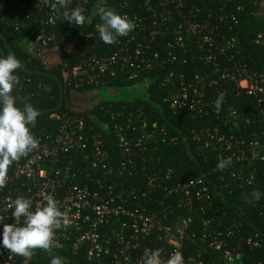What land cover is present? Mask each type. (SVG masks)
<instances>
[{
  "label": "built area",
  "instance_id": "1",
  "mask_svg": "<svg viewBox=\"0 0 264 264\" xmlns=\"http://www.w3.org/2000/svg\"><path fill=\"white\" fill-rule=\"evenodd\" d=\"M33 1L42 11V29L30 45L41 48L57 43L54 30L59 22L71 29L78 27L65 21V13L70 15L79 7L85 21L92 22L104 0H70L66 8L57 5L55 12L41 0ZM112 9L127 15L136 24L134 31L117 37L111 52L97 53L94 49L101 41L97 25L102 21L93 22L83 38L85 49L79 63H61L64 84L75 90L105 89L119 72L124 73L122 80L138 83L133 92L127 91L134 95L149 85L151 78L146 73L168 70L161 87L167 89L164 102L174 112L184 111L191 118L210 116L216 100L208 93L216 86L226 107L217 114L215 125L193 130L184 139L165 127L150 129L141 107L116 111L101 106L103 122L94 114L52 113L59 122L57 131L30 127L39 147L8 169L7 184L0 189V216L4 218L0 233L3 223H15L9 204L16 198L29 199L30 210L35 211L52 195L68 224L55 231L57 246L51 254L37 249L28 264H50L55 256L64 264H143L146 248L160 249L161 260L166 261L176 250L183 254L187 241L215 250L233 241L221 264H241L244 248H264V233L245 234L242 221L230 220L224 206L235 191L250 188L252 195L253 189L264 183L259 167L264 162V143L256 132L249 134V141L237 130L240 122H264V73L243 62L234 28L239 23L236 12L243 6L234 10L223 3L203 9L188 6V0H118ZM227 27L236 33L227 36ZM0 58H6L1 48ZM181 65L189 67L176 68ZM221 83L235 85L238 95L253 97L258 113L239 117L237 109L228 106ZM110 135L119 150L117 169L107 148ZM167 145L178 151L173 160L179 164L213 162L211 170L184 182L172 180L173 169L157 168L152 159L153 151ZM227 157H232V164L219 170L218 162ZM259 193L263 199L264 190ZM242 196L248 199L246 194ZM260 206L264 208V204ZM23 222L22 217L21 226ZM206 249L183 254L184 264H202ZM0 264H24V258L0 247ZM254 264H264V260Z\"/></svg>",
  "mask_w": 264,
  "mask_h": 264
},
{
  "label": "trees",
  "instance_id": "2",
  "mask_svg": "<svg viewBox=\"0 0 264 264\" xmlns=\"http://www.w3.org/2000/svg\"><path fill=\"white\" fill-rule=\"evenodd\" d=\"M105 1V0H104ZM102 1L99 8L105 7L112 9L117 4L118 0ZM146 1V0H137ZM154 2L155 0H151ZM227 3V8L234 9L241 5L243 9L237 11L236 15L239 18V23L234 26L237 34L240 38L239 54L242 57L248 67L260 74L264 73V0H188V6L195 5L203 9H209L218 7L219 5ZM98 8V10H99ZM42 11L39 9L36 1L33 0H1L0 1V29L12 45L20 61L28 68L33 70H40L44 72H50L58 74L61 78L60 66L62 62H68L70 66H75L79 63L82 50L84 46V36L87 31L93 25V22L101 21L97 13L96 18L92 19V22L85 21L84 25L75 29H71L67 23L57 24V29L54 30L57 37V43L51 42L48 46L37 48L35 52L30 51V41L40 32L42 29L41 24ZM229 26V25H228ZM51 28V26H49ZM227 36H230L236 31H229L227 27ZM0 48L7 55H9L3 40L0 37ZM113 44H105L102 40L95 47L94 51L97 53L111 52ZM46 51H53L56 54V59L52 60L47 55ZM190 57V56H189ZM193 59L190 57V61ZM194 68L198 65L194 60ZM188 65L177 66L176 68L186 70ZM168 70L153 71L146 73L151 78L148 86L143 88L142 93H136L134 95H126L124 97L117 98L116 96H110L107 98H101L97 100L90 108L76 109L73 106L74 92L86 93L96 89L86 88L75 90L66 84L65 86V101L63 108L58 113L63 112H80L83 115L94 114L98 121L103 122L105 114L101 111V106H104L111 110H122L127 107L125 111L135 110L141 107L150 129H160L165 127L171 133L179 136L180 139L189 137L193 130L204 128L217 123V113L215 110L211 112V115L204 118H191L186 112H174L164 102L165 96L168 94L167 89L161 87V81L167 75ZM20 78V84L14 87L12 95L16 98V106L22 107L25 103H31L33 107H39L44 109H51L57 107L59 103V83L57 80L46 75H34L23 71L21 68L15 73ZM124 73H119L114 76L107 84L105 89L128 91L137 86L138 83L134 81L122 80ZM223 89L226 92L225 98L227 104L234 106L237 109V115H248L250 113H258L256 100L242 93L237 94L235 85L228 83H221ZM219 86L209 89L208 96L211 99H217L219 97ZM98 90V88H97ZM114 94V93H109ZM118 95V93H115ZM120 95V94H119ZM22 97V98H20ZM2 107V106H0ZM226 105H222L221 111H224ZM220 111V112H221ZM40 115L37 118V122L34 126L36 129L43 130L45 132H56L59 122L51 117L49 113L39 112ZM104 116V118H103ZM95 120V119H94ZM153 126H156L154 128ZM32 127V126H30ZM101 129V126L99 127ZM248 136L251 132H256L257 138L264 143V122H252L243 123L240 122L239 129ZM249 141L247 143H249ZM107 148L111 154L113 166L118 168L119 150L115 144L114 138L110 135L107 140ZM178 151L171 146H161L159 149L152 152L153 163L156 167L172 168V180L177 182H184L187 179L207 174L211 170L213 162L207 164H191L183 166L173 160V157L178 156ZM264 179V162L259 164ZM213 174H210L212 177ZM132 184H140L139 181L131 180ZM257 190H264V183H260L255 187ZM252 189L235 191L232 196L229 197L230 202L225 203V209L228 213L230 220L240 219L243 223V229L245 234L254 231H261L264 233V213L261 214V210L264 212V208L260 206L264 204V198L258 201L251 195ZM243 194L248 196V199H243ZM257 205V206H256ZM199 231L197 226L194 228ZM233 241L229 242L224 248L215 250L208 248L200 243L196 244L191 241H187L183 248L184 256L197 253L199 250L206 249L205 254L202 255V264H221L222 255L225 249L233 246ZM244 256L241 264H254L258 260H264V248L261 249H243Z\"/></svg>",
  "mask_w": 264,
  "mask_h": 264
},
{
  "label": "clouds",
  "instance_id": "3",
  "mask_svg": "<svg viewBox=\"0 0 264 264\" xmlns=\"http://www.w3.org/2000/svg\"><path fill=\"white\" fill-rule=\"evenodd\" d=\"M53 12L57 5L67 7L70 0H41ZM98 15L102 24L97 25L100 39L108 45L117 43V37H126L134 31L136 24L127 17L120 15L113 9L101 7ZM86 17L81 8H75L71 14L65 13V21L70 25H84ZM54 23V19H50ZM21 63L12 54L6 58H0V189L7 184V173L13 162L19 161L30 151L39 147L37 140L31 133L30 126L34 127L40 115L31 103H25L23 110L16 106V98L12 95L14 87L20 84V78L15 73L20 69ZM223 96H219L214 104L217 114L221 111ZM232 157L221 159L217 168L224 170L232 164ZM252 196L258 201L259 190L253 189ZM46 204L37 206L35 211L30 210L32 203L29 199L18 197L9 204L13 209L12 217L15 223H3L2 239L0 247L7 250L10 255H18L24 258V264L28 261L37 249L45 250L49 254L55 244V231L68 224L65 213L58 207V201L52 195L45 197ZM24 218L21 226L20 220ZM0 216V221H3ZM50 264H64L60 256L51 257ZM143 264H184V257L180 250L174 251L166 261L161 260L160 249H145Z\"/></svg>",
  "mask_w": 264,
  "mask_h": 264
},
{
  "label": "rangeland",
  "instance_id": "4",
  "mask_svg": "<svg viewBox=\"0 0 264 264\" xmlns=\"http://www.w3.org/2000/svg\"><path fill=\"white\" fill-rule=\"evenodd\" d=\"M38 47L36 45L31 44L29 46L30 51L35 52ZM47 55H49V58L52 60L56 59V54L53 51H46ZM133 92V90H131ZM114 93V94H109V93ZM115 93H118L115 94ZM127 94H125L124 91L121 90H111L109 88L106 89H98V90H93L90 92L86 93H79V92H74V100H73V106L76 109H87L90 108L97 100L101 98H107L110 96H116L117 98L119 97H124L126 95H129L128 92L126 91ZM120 94V95H119ZM131 96V94H130ZM22 98V97H20Z\"/></svg>",
  "mask_w": 264,
  "mask_h": 264
},
{
  "label": "water",
  "instance_id": "5",
  "mask_svg": "<svg viewBox=\"0 0 264 264\" xmlns=\"http://www.w3.org/2000/svg\"><path fill=\"white\" fill-rule=\"evenodd\" d=\"M1 1V0H0ZM0 37L1 39L3 40L4 44H5V47L8 51L9 54H12L16 57L17 60L20 61V59L18 58L16 52L14 51L12 45L9 43L8 39L6 38V36L4 35V33L2 32V30L0 29ZM21 69L29 74H34V75H46V76H50L52 77L53 79L57 80L58 83H59V94H60V97H59V103L57 105V107L55 108H51V109H44V108H39V107H34L36 110H38L39 112H43V113H55V112H58L60 111L63 106H64V101H65V86H64V83H63V80L62 78L58 75V74H54V73H50V72H44V71H40V70H33V69H30L28 67H26L21 61ZM23 107H19L21 108V110H23Z\"/></svg>",
  "mask_w": 264,
  "mask_h": 264
}]
</instances>
